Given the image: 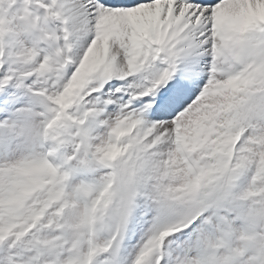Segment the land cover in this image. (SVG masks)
Segmentation results:
<instances>
[{
	"label": "snow or ice",
	"instance_id": "1",
	"mask_svg": "<svg viewBox=\"0 0 264 264\" xmlns=\"http://www.w3.org/2000/svg\"><path fill=\"white\" fill-rule=\"evenodd\" d=\"M0 264H264V0H0Z\"/></svg>",
	"mask_w": 264,
	"mask_h": 264
}]
</instances>
